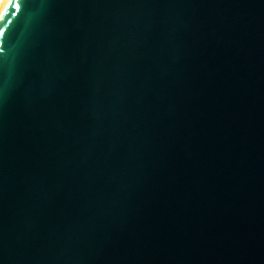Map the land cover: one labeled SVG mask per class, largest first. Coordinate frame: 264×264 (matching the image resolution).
Segmentation results:
<instances>
[{"label":"water","instance_id":"1","mask_svg":"<svg viewBox=\"0 0 264 264\" xmlns=\"http://www.w3.org/2000/svg\"><path fill=\"white\" fill-rule=\"evenodd\" d=\"M0 264H264V0H0Z\"/></svg>","mask_w":264,"mask_h":264}]
</instances>
